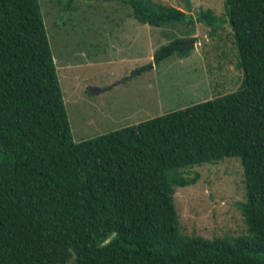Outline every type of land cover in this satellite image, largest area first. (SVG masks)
Wrapping results in <instances>:
<instances>
[{"label":"trees","instance_id":"trees-1","mask_svg":"<svg viewBox=\"0 0 264 264\" xmlns=\"http://www.w3.org/2000/svg\"><path fill=\"white\" fill-rule=\"evenodd\" d=\"M109 1L151 26L220 21L189 0ZM224 7L238 89L74 141L40 0H0V264H264V0ZM189 40L156 49L155 63L187 56ZM224 157L241 160L250 239L182 234L175 187L199 175L179 170Z\"/></svg>","mask_w":264,"mask_h":264},{"label":"rangeland","instance_id":"rangeland-1","mask_svg":"<svg viewBox=\"0 0 264 264\" xmlns=\"http://www.w3.org/2000/svg\"><path fill=\"white\" fill-rule=\"evenodd\" d=\"M66 1L40 3L74 141L211 99L241 84L224 0H189L192 13L210 9L220 18L214 31L197 20L190 27L142 24L128 5L116 1L73 0L69 10ZM156 1L185 9L183 0ZM188 37L194 43L187 56L173 53L155 63L156 49ZM179 174L199 175L195 182L175 187L182 234L230 244L239 237L250 239L239 206L246 195L238 157L183 168Z\"/></svg>","mask_w":264,"mask_h":264},{"label":"water","instance_id":"water-1","mask_svg":"<svg viewBox=\"0 0 264 264\" xmlns=\"http://www.w3.org/2000/svg\"><path fill=\"white\" fill-rule=\"evenodd\" d=\"M192 43H194V41H189V42H185V43H180L181 46H189ZM138 71H135V73H137Z\"/></svg>","mask_w":264,"mask_h":264},{"label":"clouds","instance_id":"clouds-1","mask_svg":"<svg viewBox=\"0 0 264 264\" xmlns=\"http://www.w3.org/2000/svg\"><path fill=\"white\" fill-rule=\"evenodd\" d=\"M117 234H115V233H113V234H111V236L108 238L109 240H111V239H115V236H116Z\"/></svg>","mask_w":264,"mask_h":264}]
</instances>
